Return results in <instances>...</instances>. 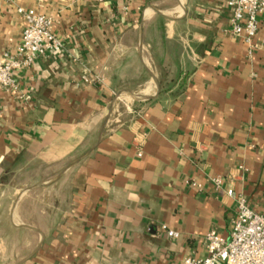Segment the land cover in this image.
I'll list each match as a JSON object with an SVG mask.
<instances>
[{
  "label": "crops",
  "instance_id": "0c3cea01",
  "mask_svg": "<svg viewBox=\"0 0 264 264\" xmlns=\"http://www.w3.org/2000/svg\"><path fill=\"white\" fill-rule=\"evenodd\" d=\"M18 6L65 49L0 89V264H183L238 197L264 215V14L251 46L229 0H0V59ZM38 188L56 190L30 220Z\"/></svg>",
  "mask_w": 264,
  "mask_h": 264
},
{
  "label": "built area",
  "instance_id": "2783aa9c",
  "mask_svg": "<svg viewBox=\"0 0 264 264\" xmlns=\"http://www.w3.org/2000/svg\"><path fill=\"white\" fill-rule=\"evenodd\" d=\"M15 2L16 0H9ZM123 0H114L120 4ZM233 9L230 20L231 33L253 46L260 27V16L264 14V0H229ZM123 10H127L125 6ZM17 12L26 22L20 43L15 54L6 52L0 59V89L16 88L13 73L32 66L35 61L49 53H60L65 47L53 31L50 17L31 8L17 7ZM89 82L90 77L84 76ZM217 187H221V178H214ZM193 185H197L193 183ZM227 195L235 197L232 189ZM238 212L228 237L211 230L205 236V254L186 256L183 264H264V215L250 208L245 198L238 197ZM177 238L178 232L167 231Z\"/></svg>",
  "mask_w": 264,
  "mask_h": 264
},
{
  "label": "rangeland",
  "instance_id": "374dc122",
  "mask_svg": "<svg viewBox=\"0 0 264 264\" xmlns=\"http://www.w3.org/2000/svg\"><path fill=\"white\" fill-rule=\"evenodd\" d=\"M32 174L33 176L35 177H41V178H44V177H53L55 175H57V170L56 168H53L52 170L50 169H45L43 170V173H42V170L40 169H34L32 171ZM19 176V175H18ZM21 180L19 179L18 182H20ZM22 189H25V186L22 188ZM56 189L54 190H48V195L50 193H54ZM65 191L67 192V187H65ZM46 193V190H43L42 188H38L37 190H33L31 192H29V195L31 197H29V199H27V201H24L22 203V207L23 209H29L28 211L32 212L33 216H29L27 217V219H30V220H35L38 218V211L46 206V204L50 203V200L48 198V195H45L44 197V194ZM7 207V205L5 206Z\"/></svg>",
  "mask_w": 264,
  "mask_h": 264
}]
</instances>
